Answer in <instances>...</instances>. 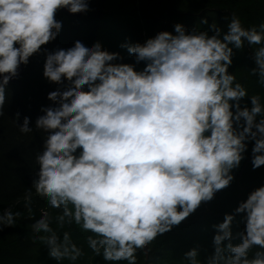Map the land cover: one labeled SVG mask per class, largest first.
Wrapping results in <instances>:
<instances>
[{
  "label": "clouds",
  "instance_id": "9594fccd",
  "mask_svg": "<svg viewBox=\"0 0 264 264\" xmlns=\"http://www.w3.org/2000/svg\"><path fill=\"white\" fill-rule=\"evenodd\" d=\"M89 8L90 0H0V116L9 82L46 53L43 77L66 86L48 93L54 106L35 121L43 143L28 194L34 189L56 210L62 235L48 211L32 230L46 234L36 238L57 264L83 255L66 225L90 233L87 247L106 264H137L138 251L231 185L250 142L252 169L264 166V103L229 71L247 46L250 74L264 85V22L246 28L232 13L226 31L215 20L208 30L176 23L143 43H122L134 63L84 38L55 52L42 47L62 30L60 10ZM19 119L20 133H31L30 118ZM237 215L244 227L234 234ZM19 216L0 211V231ZM211 228L213 252L202 259L193 247L183 264H264V184Z\"/></svg>",
  "mask_w": 264,
  "mask_h": 264
},
{
  "label": "trees",
  "instance_id": "16d2710c",
  "mask_svg": "<svg viewBox=\"0 0 264 264\" xmlns=\"http://www.w3.org/2000/svg\"><path fill=\"white\" fill-rule=\"evenodd\" d=\"M90 0L89 11L75 18L61 10L56 19L62 21V30L55 41L42 46L49 52L71 47L74 41L84 38L89 43L100 42L102 47L119 52L125 63H134V57L120 45L125 42L143 43L154 36L165 24L167 31H173L176 23L187 30L199 27L208 30L215 22L226 31V17L235 13L247 27L258 26L264 22V0ZM154 4V5H153ZM208 17L207 25L199 20ZM257 46L253 45L252 48ZM42 54L38 61L36 56ZM30 57L29 64L15 84L8 85V101L0 116V211L9 208L19 212L14 227L0 231V264H57L48 255V247L36 237L46 235L32 230L34 220L43 211L53 217L52 227L58 235L62 230L55 223L56 210L47 208V201L33 189L28 194L33 175L37 169L35 154L42 146V133L35 130V121L44 115L42 108L54 106L47 99L48 93L55 91L57 85L43 77L46 53L41 52ZM143 63L137 66L143 68ZM251 49L247 46L236 52L233 65L239 82L245 85L249 95L260 94L264 103V85L257 83V77L250 74L254 67ZM249 106H250V102ZM20 113L19 123L25 116L30 118L33 131L20 133L14 119ZM252 143L240 166L233 170L235 179L228 188L217 192L210 202L201 206L179 225L157 237L146 252H137V264H183V254L193 247L199 249L202 259L213 252L212 224L222 222L225 213H232L241 200L264 184V166L252 169ZM240 215L233 223L234 234L243 229ZM72 234L73 242L82 248L83 255L75 264H106L101 257L93 254L87 247L86 238L90 233L83 232L76 225L65 226ZM238 243L239 241H234ZM200 258V257H198ZM61 264H70L64 260ZM126 264V262H120ZM186 264V262H185Z\"/></svg>",
  "mask_w": 264,
  "mask_h": 264
},
{
  "label": "water",
  "instance_id": "95a60500",
  "mask_svg": "<svg viewBox=\"0 0 264 264\" xmlns=\"http://www.w3.org/2000/svg\"><path fill=\"white\" fill-rule=\"evenodd\" d=\"M160 1V0H159ZM157 1V3L159 2ZM154 5V4H153ZM64 14H66L67 16H70V17H75V18H80L83 16L84 13H78V14H70L66 9L64 10H61ZM166 30V26L165 24H163L154 34V36L159 32V31H165ZM153 36V37H154ZM37 60L40 61L42 58H43V55L42 54H39L36 56ZM19 71V75L15 78H13L8 85H12V84H15L17 82V80L19 79L20 75L23 73L24 71V66L22 65L20 67V69L18 70Z\"/></svg>",
  "mask_w": 264,
  "mask_h": 264
}]
</instances>
